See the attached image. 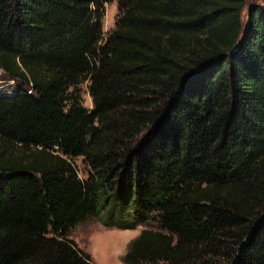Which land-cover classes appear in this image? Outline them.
Instances as JSON below:
<instances>
[{
	"label": "trees",
	"instance_id": "1",
	"mask_svg": "<svg viewBox=\"0 0 264 264\" xmlns=\"http://www.w3.org/2000/svg\"><path fill=\"white\" fill-rule=\"evenodd\" d=\"M246 1L116 0L103 40L109 0H0V264H92L68 236L88 217L155 224L124 264H264V6Z\"/></svg>",
	"mask_w": 264,
	"mask_h": 264
},
{
	"label": "rangeland",
	"instance_id": "2",
	"mask_svg": "<svg viewBox=\"0 0 264 264\" xmlns=\"http://www.w3.org/2000/svg\"><path fill=\"white\" fill-rule=\"evenodd\" d=\"M258 4L264 6V0H247L242 11V18L249 5ZM102 39L114 27L117 15L116 0H109L102 8ZM13 80H8L0 70V94H9L15 88ZM88 84L81 83L77 92L80 104L89 110L91 101L87 90ZM19 146H11L12 154H17ZM74 165L79 177L86 174L87 168L80 158L74 160ZM1 179V177H0ZM101 220L104 217H100ZM142 228L155 229V224L150 221L146 226L137 225L131 229H119L115 226H104L96 217H88L83 222L77 224L68 232V236L75 242L76 246L86 252L92 264H124L122 256L127 249L129 242L139 233Z\"/></svg>",
	"mask_w": 264,
	"mask_h": 264
}]
</instances>
